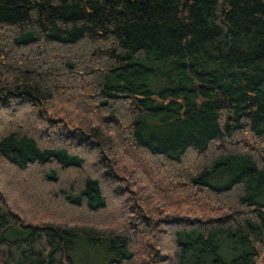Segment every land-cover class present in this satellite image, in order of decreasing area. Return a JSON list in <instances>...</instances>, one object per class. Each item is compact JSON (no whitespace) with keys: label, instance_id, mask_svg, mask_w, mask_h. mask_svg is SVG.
Masks as SVG:
<instances>
[{"label":"trees","instance_id":"obj_1","mask_svg":"<svg viewBox=\"0 0 264 264\" xmlns=\"http://www.w3.org/2000/svg\"><path fill=\"white\" fill-rule=\"evenodd\" d=\"M0 264H264V0H0Z\"/></svg>","mask_w":264,"mask_h":264},{"label":"rangeland","instance_id":"obj_2","mask_svg":"<svg viewBox=\"0 0 264 264\" xmlns=\"http://www.w3.org/2000/svg\"><path fill=\"white\" fill-rule=\"evenodd\" d=\"M105 216H106V214H105Z\"/></svg>","mask_w":264,"mask_h":264}]
</instances>
